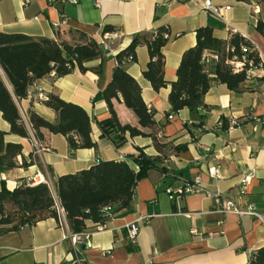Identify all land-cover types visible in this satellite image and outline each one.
Masks as SVG:
<instances>
[{"label":"crops","instance_id":"0c3cea01","mask_svg":"<svg viewBox=\"0 0 264 264\" xmlns=\"http://www.w3.org/2000/svg\"><path fill=\"white\" fill-rule=\"evenodd\" d=\"M72 1L0 0V33L71 43L69 31L99 40L105 27L113 28L116 37L108 41L109 51L102 61L87 63V72L75 69L62 78L55 79L51 74L36 81L46 93L86 111L90 118V138L97 149L70 152L64 137L42 130L41 146L45 151L35 154L32 134L28 139L6 135V142L21 145L22 156L16 158L17 168L0 172V188L3 184L12 191L29 185L36 173L53 187L57 178L87 170L101 161H124L136 171L131 158L138 148L147 156H158L152 140L127 139L116 150L100 137L97 128V123L109 118V112L104 101L94 98L110 81L116 66L115 56L135 35L167 27L169 41L162 54L164 79L170 84L176 80L182 54L194 46L198 28L210 27L213 36L222 41L237 34L261 59L246 75L241 93L236 94L222 84L209 88L203 98L207 112L201 126L191 121L188 110L171 113L169 87L158 92L152 90L142 78L149 59L146 47L136 48L135 62L126 64L125 68L139 84L142 100L153 113L157 138L162 143L187 148L179 153L163 151L164 157L156 162L157 169L149 170L137 183L132 212L112 217L101 229L87 223L89 237L83 244L86 248L78 246L77 255L82 264H248V256L264 247V224L255 218L220 213L203 194L170 200L168 193L198 180L203 190L219 193L242 209L251 205L264 216V124L261 123L264 120V0H210L221 11L222 19L201 8L205 0H74L75 4ZM98 65H101L100 75L91 70ZM0 72L11 91L1 69ZM15 104L25 120L26 113L31 111L50 123L57 121L52 109L35 101L31 88L26 98L15 100ZM112 105L121 125L139 128L137 118L125 108L120 96ZM231 121L237 126L229 131L227 125ZM9 129L0 113V131L8 134ZM30 155L33 164L22 168L21 163L29 162ZM212 168L217 172L216 177L209 175ZM247 176L250 178L245 194L240 196L242 181ZM133 222L139 229L135 242L131 243L125 227ZM1 230L0 227V264H73L74 253L64 240L68 229L54 219L22 227L17 232L1 233Z\"/></svg>","mask_w":264,"mask_h":264},{"label":"trees","instance_id":"16d2710c","mask_svg":"<svg viewBox=\"0 0 264 264\" xmlns=\"http://www.w3.org/2000/svg\"><path fill=\"white\" fill-rule=\"evenodd\" d=\"M257 29L262 32L260 26ZM105 32H113V28L105 27L102 33ZM69 35L72 37L71 43L0 33V69L11 87L9 92L0 77V113L10 128L8 134L0 131V172L17 168L16 158L22 156L21 145L6 142V135L28 139L32 134L34 140L41 144V131L45 130L49 134L64 137L70 152L97 149L90 138V118L80 106L48 94L45 105L57 114V121L50 123L31 111L26 113L24 120L15 104V100L26 98L28 89L38 80L51 74L55 79L62 78L75 69L85 73L89 70L85 67L87 63L102 61L106 51L100 47L98 40L78 31H69ZM74 35H77V39L73 38ZM168 41L167 27L135 35L130 44L115 56L116 66L111 79L94 98L104 101L109 112L108 119L97 123L100 137L116 150L127 139L150 138L158 156H147L138 148L136 155L131 158L137 167L136 171L124 161H101L87 170L57 178L53 190L46 184H38L20 186L9 191L2 184L1 233L17 232L22 227H31L47 219H54L59 224L57 206L63 210L70 234L86 232L87 223L103 227L112 217L133 211L137 183L146 177L149 170L157 169L156 162L164 157V150H171L172 153L186 150V145L173 146L157 138L153 113L142 100L139 84L126 71L125 65L135 62V50L139 46L146 47L149 58L142 78L155 92L169 87L171 113L188 110L191 121L197 122L199 126L207 112L203 98L212 85H225L236 94L245 89V70L233 73L226 61L245 56L246 61H251L253 66L258 64L257 53L251 51L250 44L241 36L233 34L227 41H222L213 36L210 27H201L195 31L194 46L180 58L176 80L168 84L164 79L165 62L162 54ZM241 47L246 49L245 53H241ZM230 49H233L232 53ZM206 54L218 55V62L206 67L202 63ZM91 70L100 75L101 65ZM118 96L125 108L137 118L139 128L119 123L112 105L113 100L118 101ZM32 164L33 158L30 155L29 162L23 161L21 167L27 168ZM105 209L109 211L105 212ZM248 264H264V247L248 256Z\"/></svg>","mask_w":264,"mask_h":264},{"label":"built area","instance_id":"2783aa9c","mask_svg":"<svg viewBox=\"0 0 264 264\" xmlns=\"http://www.w3.org/2000/svg\"><path fill=\"white\" fill-rule=\"evenodd\" d=\"M73 4L76 2L73 0ZM201 8L209 15L216 17L218 19H222L221 11L214 6L210 0H205L203 3H201ZM116 37V34L114 32H105L102 34L100 39L98 40L100 47L104 51H109L108 48V41L114 39ZM241 53H245L246 49L241 47L240 48ZM230 52H233V49H230ZM259 60L261 59V56L258 54ZM219 58L218 55L212 54L210 56H204L202 59V63L208 67L212 63L218 62ZM262 61V60H261ZM226 64L230 66L231 70L233 73H239L243 70H245L246 75L250 73L253 65L251 61H246L245 56H241L240 59L233 58L230 61H226ZM32 90V95L35 99L36 102L38 103H43L48 101V93L44 91L42 87L34 83L31 86ZM24 120L25 118L22 117ZM261 123L264 124V120H261ZM237 126V123L235 121H231L228 125L227 130L231 131ZM32 146L34 148V153L39 154L45 149L41 146L40 143L34 140L32 138ZM209 175L211 177H216L217 172L214 168L209 170ZM250 177H245L242 181L243 187L239 191V195L243 196L245 194V189L246 185H248ZM38 184H46L48 187L53 188L52 185L46 181V179L41 176L39 173H36L34 177L31 179L29 185H38ZM195 194H203L205 197L209 198L213 202V208L218 210L220 213H234L238 217H250V218H255L257 219L261 224H264V216H261L258 214L255 209L251 205H247L245 208H239L238 205L228 199H223L219 193H214L210 191H205L202 189V186L198 180H195L192 183H185L182 187L177 188L173 191H170L168 193L169 199L174 200L176 198H181L189 195H195ZM109 209H105V212H108ZM57 215H58V220H59V225L62 227H65L67 229L65 220H64V213L63 210L60 209L57 206ZM102 226H97V229H101ZM126 232H127V239L131 242L134 243L135 239L138 234V224L136 222L130 223L126 225L125 227ZM89 235L86 232H82L80 234H70L67 232V234L64 236V240L68 241L71 251L74 253V260L73 264H82V261L77 255V247L83 244L87 243Z\"/></svg>","mask_w":264,"mask_h":264},{"label":"water","instance_id":"95a60500","mask_svg":"<svg viewBox=\"0 0 264 264\" xmlns=\"http://www.w3.org/2000/svg\"><path fill=\"white\" fill-rule=\"evenodd\" d=\"M4 84H5V83H4ZM6 87H7L8 91L11 92V91H10V88H9L7 85H6ZM85 248H86V245H83V246H82V249H85Z\"/></svg>","mask_w":264,"mask_h":264},{"label":"rangeland","instance_id":"374dc122","mask_svg":"<svg viewBox=\"0 0 264 264\" xmlns=\"http://www.w3.org/2000/svg\"><path fill=\"white\" fill-rule=\"evenodd\" d=\"M73 38H74V39H77V35H76V36L74 35ZM50 189L53 190V188H50Z\"/></svg>","mask_w":264,"mask_h":264},{"label":"bare ground","instance_id":"6f19581e","mask_svg":"<svg viewBox=\"0 0 264 264\" xmlns=\"http://www.w3.org/2000/svg\"><path fill=\"white\" fill-rule=\"evenodd\" d=\"M0 74H2V73L0 72Z\"/></svg>","mask_w":264,"mask_h":264}]
</instances>
